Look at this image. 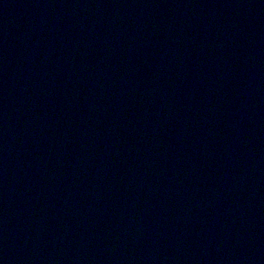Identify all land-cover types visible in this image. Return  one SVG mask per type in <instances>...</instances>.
<instances>
[{
	"label": "water",
	"instance_id": "water-1",
	"mask_svg": "<svg viewBox=\"0 0 264 264\" xmlns=\"http://www.w3.org/2000/svg\"><path fill=\"white\" fill-rule=\"evenodd\" d=\"M0 264H264V0H0Z\"/></svg>",
	"mask_w": 264,
	"mask_h": 264
}]
</instances>
